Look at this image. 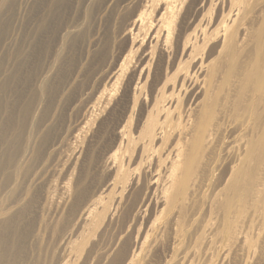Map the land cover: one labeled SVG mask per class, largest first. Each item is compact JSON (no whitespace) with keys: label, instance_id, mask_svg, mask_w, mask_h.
<instances>
[{"label":"rangeland","instance_id":"rangeland-1","mask_svg":"<svg viewBox=\"0 0 264 264\" xmlns=\"http://www.w3.org/2000/svg\"><path fill=\"white\" fill-rule=\"evenodd\" d=\"M169 2L170 46L148 44L152 30L142 33L114 88V68L134 39L121 31L143 6L157 26L168 17L165 0H23L0 9L3 53L16 40L38 42L18 89L33 97L48 87L36 105L50 127L31 143L36 156L23 155L33 167L18 172L26 231L47 237L39 247L28 242L30 264H62L59 254L69 256L63 264H110L118 250L125 264H264V0ZM105 91L104 112L71 142ZM15 99L1 114L5 124L23 118L28 97ZM63 199L62 216L54 214ZM86 206L100 209L76 224ZM73 213L72 231L64 221Z\"/></svg>","mask_w":264,"mask_h":264},{"label":"bare ground","instance_id":"bare-ground-1","mask_svg":"<svg viewBox=\"0 0 264 264\" xmlns=\"http://www.w3.org/2000/svg\"><path fill=\"white\" fill-rule=\"evenodd\" d=\"M16 1L21 2L23 0H0V9L7 2H10L11 6L14 7L15 9L17 8ZM154 1L156 0H145L146 3H150ZM164 7L168 17L166 19L159 21L157 26L151 23L150 19L148 18L146 6H143L136 13L131 28L128 30L124 28L121 31L122 37H126V35L127 36L134 35V39L132 41V48L125 55L124 61L119 66L114 68V74L112 76V87L116 86L117 82L119 81L118 78H120V76L122 77L129 71L127 66L128 65L130 66V63L134 59V54L139 49V47L143 45V42H141L142 40L140 41L139 39L142 33L144 35V33H148L147 31L152 30L149 36L148 44L154 42L155 44H158L162 47L170 46L171 25H172V20L170 18L173 17L175 13V8L173 7V3L169 2V0H165ZM40 18H41V14L38 11L33 12L31 17L27 21V24L34 27L35 22ZM48 20L49 19L46 18L42 21L41 28L45 26ZM69 29L70 28L68 27L66 29V32L68 34H73L71 32L72 30ZM5 33H6V28L4 27V22L0 19V47L2 46L3 41H6L7 39V35H5ZM126 39H129V37H127ZM36 40H33L28 45H25L24 41L18 42V40H16L9 47L11 51L13 50L12 53L10 54H6L8 52L3 53L2 49H0V61H1L0 63V264H30L29 261L31 254L30 252H34V248L36 246L39 247L41 243H43L47 238L46 235L41 232V230H36V231L33 230L31 232L26 231V225H24L22 222L23 212H20V208L24 205L22 204L21 196L17 194V189H21L23 192L26 191V186L24 187L18 179V172L24 173V171L27 170L29 167H33L31 165L30 166L28 165L30 162H26L25 160H23L24 158L23 155L28 153L31 156L34 157L36 156L35 155L36 148L34 146H31V143L34 141V139H38L40 137V133H39L40 126H43L45 128L50 127V124H47V122L45 121L41 122L43 118L42 117L39 118L38 115H39V107L42 106L36 105L37 102L44 101V98H46L48 87H44L45 84H40L38 94L33 97H29L30 94L29 91H21L18 89V87L19 88L23 87L22 85L24 82L23 80L24 77L22 76V73H24L25 75L27 71L29 74L31 73L32 68L29 63L31 61H35V57L38 56L36 53L37 52L36 43L38 42ZM91 43L93 42H89L88 46H90ZM93 45L95 46L96 43L94 42L92 46ZM141 49H143V47ZM65 58L66 57H64L63 62L65 61ZM4 61L6 62L5 64ZM26 68L27 71L24 72L23 70H25ZM139 75L140 76L142 75V69L140 70ZM42 77L43 75L41 74V80L43 82H45L48 78L46 76L43 78ZM74 81H76V79L72 80V82ZM109 92L110 91H105L104 93H100V95H98V97H96V99L93 102H90V104L88 105V110L84 115L83 123L79 125L78 128L75 131H72L69 135V140L71 142L79 143L83 138L85 125L90 124L92 122V118H94L96 113L104 112L106 107H102V106L106 100L107 95H109L108 94ZM10 94H13V96H11ZM22 96L24 98L28 97V102L25 104L24 113L22 114L23 118L16 120L15 123H9L8 121H6V124L3 123L1 119V114L4 111V107H8L9 101L12 98L19 99ZM15 100L17 101V99ZM10 124H18V126L9 129ZM74 151L75 150H73V152ZM60 155H62L65 158H68V155L62 152V150L60 151ZM114 162H115L114 157L110 155L107 159V164L112 166ZM57 188L63 194H67L66 192L69 190L66 184H60L57 186ZM78 199H81L80 195L78 196ZM67 202H68L67 199L66 200L63 199V201L55 202L54 205L57 210L54 211V214H59L62 209L66 208ZM10 204H12L13 207L7 209L8 205ZM98 205H101L100 201L97 202V206ZM14 207H18V210L15 209ZM81 209H82L81 211L80 210L78 211L79 216L77 213L78 220L77 217L75 219L76 224L78 223L79 225H82L88 219L94 217L96 212L100 208L97 211L95 208L91 206L90 207L86 206ZM28 211L30 213L32 212H35V214L37 213L39 217L41 215L40 212H43L42 209L34 208L31 206L28 208ZM62 214H63V210L60 213V216H62ZM74 218H75V213L66 215L65 217L66 221H64L68 223L67 224L68 228L72 227L70 228L72 231L74 230V225H73ZM40 222L41 223L47 222V219L45 217L43 219L41 218ZM32 240L36 245L34 246L33 249H30L32 244L28 245V242ZM68 246H69L68 244H65L63 247L64 250ZM41 250H44V248H42ZM41 253L39 254L41 255ZM113 253H115L114 255L115 257L112 261H110V264H125V261L123 259V252L121 250H118ZM59 255L61 257L60 256L57 257L60 258L62 264L66 260H68L67 257L69 256L65 258L61 254Z\"/></svg>","mask_w":264,"mask_h":264}]
</instances>
